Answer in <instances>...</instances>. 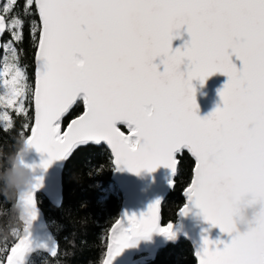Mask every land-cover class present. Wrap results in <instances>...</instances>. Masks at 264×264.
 I'll use <instances>...</instances> for the list:
<instances>
[{"label":"snow or ice","instance_id":"obj_1","mask_svg":"<svg viewBox=\"0 0 264 264\" xmlns=\"http://www.w3.org/2000/svg\"><path fill=\"white\" fill-rule=\"evenodd\" d=\"M7 20L0 15V33L10 31L15 42L28 25L35 80L16 64L6 69L11 80L3 81L0 106L32 120L24 128L31 129L28 143L47 154L41 168L104 142L117 167L151 172L163 165L176 173L174 152L186 147L193 160L186 201L230 236L203 237L198 264H264V213L245 233L232 221L241 197L264 200V0H25L22 14ZM182 26L189 39L173 49ZM7 47L15 60L17 49ZM217 72L227 77L221 105L201 117L191 81L203 84ZM80 94L82 113L62 127ZM0 122L5 131L13 127L7 110ZM36 180L39 188L42 177ZM159 204L115 220L103 264L153 231L174 236L171 223H158ZM25 247L22 241L13 251Z\"/></svg>","mask_w":264,"mask_h":264},{"label":"trees","instance_id":"obj_2","mask_svg":"<svg viewBox=\"0 0 264 264\" xmlns=\"http://www.w3.org/2000/svg\"><path fill=\"white\" fill-rule=\"evenodd\" d=\"M25 0H0V15L8 18L22 14ZM11 6L5 13L4 8ZM17 49L15 64L22 68L28 80L34 83V47L31 43L28 25L23 29V39L15 42L8 30L0 33V73L4 62L11 55L8 45ZM12 56V55H11ZM0 94L2 90L0 87ZM30 113L31 106L29 105ZM7 110L13 120V127L5 131L0 127V260L5 264L10 250L24 233L25 225L15 206L16 190L6 184V176L12 167L21 143L30 134L32 120L23 113ZM83 100L80 98L67 116L62 127L80 115ZM2 123V122H0ZM122 131L126 129L121 126ZM23 132V135H21ZM193 160L183 151L177 157V171L173 184L161 205V223L167 225L177 220V211L184 204L183 191L191 180ZM112 158L104 145L87 144L78 147L66 160L61 173V201L54 205L38 194L36 202L46 227L50 232L56 250L48 253L37 250L30 254L26 264H101L106 249V236L110 226L117 219L121 194L112 182ZM133 264H195L193 248L185 238L160 247L155 253L135 252Z\"/></svg>","mask_w":264,"mask_h":264},{"label":"water","instance_id":"obj_3","mask_svg":"<svg viewBox=\"0 0 264 264\" xmlns=\"http://www.w3.org/2000/svg\"><path fill=\"white\" fill-rule=\"evenodd\" d=\"M178 31L179 35L175 36L172 40L173 49L176 47H182L184 41L189 39L188 34L183 26ZM233 60L239 67V61H236L234 57ZM153 62L158 64L159 70H163V65L159 64V58H156ZM184 67L185 66L182 64V71L184 70ZM226 80L227 77L225 75L217 72L207 77L203 84H201L198 79H193L191 81L193 88L195 89L194 95L197 104V115L201 117L206 116L218 105H221L218 90L222 88ZM80 98L82 99V94L77 96L73 106ZM116 126L119 128L123 126L126 129L124 132L127 134L128 129L125 127L124 123L117 122ZM66 127L67 125L64 128ZM23 144L27 145L28 147L23 152V158L20 159V163L29 169L31 175L29 184L15 188V206L19 212L20 220L25 225V229L23 235L20 237L16 245L10 250L6 258H10V264H26L30 254L37 250H43L48 253H53L56 250V244L46 227L42 212L37 205L36 197L38 194H41L45 196L51 204L54 205L61 201V173L63 166L74 150H76L78 147H81L78 146L67 157L53 160L47 169H44L40 167V163L42 159H47V154L37 152L36 149L28 143L27 138ZM88 144H102L106 146L112 158L110 148L106 143L101 142L100 144ZM183 151L190 155L188 149L181 146L178 151L174 152V157L176 160L178 155H180ZM20 155L21 153L19 151L16 154L14 161L20 158ZM112 165L113 172L111 179L121 194V205L117 219L122 218L125 216V214L129 216L136 215L139 217L141 213L147 211L148 206L151 203L159 200L160 204L158 206V223L162 227H167L168 224L162 225L161 223V205L173 184V179L176 173H172L170 169L163 165L158 166L154 171L151 172L146 169H141L139 172H131L123 165L119 167L115 166L113 163ZM37 177H42V182L39 188L36 187ZM182 195L185 202L180 207V209L187 204L189 210L187 214H180V209L177 211V220L176 222L171 223L174 236L169 238L163 233L153 231L147 238H139L136 240L135 244L124 248L120 254L113 258L111 264H129V258L133 264L132 258L135 253L133 252V248L137 246H151L153 247L155 253L160 247H163L168 243L175 242L179 238H185L190 242L194 254L195 249L201 245L203 237H207L210 241L220 240L228 242L230 240V236L227 233H222L218 226L211 225L210 222L206 221L197 207L191 203H187L184 191ZM30 196L32 198L31 203L29 202ZM253 199L254 197L251 195H245L241 197V202L239 204L250 203ZM113 224L110 226L107 232L106 249L103 260L107 259L108 244L110 242L108 237L111 235L110 229L112 228ZM22 241L26 243L24 251L22 253L14 252L13 250L16 249ZM217 246L222 247L223 245L220 244ZM194 258L195 264H198V258L195 256V254ZM101 264H103V261Z\"/></svg>","mask_w":264,"mask_h":264},{"label":"clouds","instance_id":"obj_4","mask_svg":"<svg viewBox=\"0 0 264 264\" xmlns=\"http://www.w3.org/2000/svg\"><path fill=\"white\" fill-rule=\"evenodd\" d=\"M27 145L21 143L20 158L16 159L9 169L6 176V184L9 188L15 189L18 186H24L30 183V171L20 163L23 158V152ZM264 213V200L253 199L250 203L237 205V211L232 216L233 227L238 233L249 231L256 223L258 215Z\"/></svg>","mask_w":264,"mask_h":264},{"label":"rangeland","instance_id":"obj_5","mask_svg":"<svg viewBox=\"0 0 264 264\" xmlns=\"http://www.w3.org/2000/svg\"><path fill=\"white\" fill-rule=\"evenodd\" d=\"M13 64H15V62L13 60V57L10 55V57L5 60L3 69L1 70V73H0V87L2 90V94H3V88H2L3 81L5 79L11 80V76L6 75V69L10 68ZM148 247H151V246H148ZM141 251L147 252L149 254L154 253L153 247H151V249L150 248L149 249L139 248L135 252H141Z\"/></svg>","mask_w":264,"mask_h":264},{"label":"bare ground","instance_id":"obj_6","mask_svg":"<svg viewBox=\"0 0 264 264\" xmlns=\"http://www.w3.org/2000/svg\"><path fill=\"white\" fill-rule=\"evenodd\" d=\"M139 248H145V249H149L150 248L151 249V247H148V246H137V247L133 248V252H135ZM129 264H132L130 258H129Z\"/></svg>","mask_w":264,"mask_h":264}]
</instances>
